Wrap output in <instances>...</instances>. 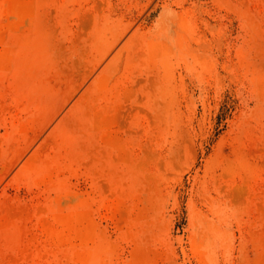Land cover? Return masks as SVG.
<instances>
[{
    "label": "rangeland",
    "instance_id": "obj_1",
    "mask_svg": "<svg viewBox=\"0 0 264 264\" xmlns=\"http://www.w3.org/2000/svg\"><path fill=\"white\" fill-rule=\"evenodd\" d=\"M0 264H264V0H0Z\"/></svg>",
    "mask_w": 264,
    "mask_h": 264
}]
</instances>
